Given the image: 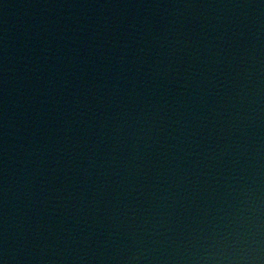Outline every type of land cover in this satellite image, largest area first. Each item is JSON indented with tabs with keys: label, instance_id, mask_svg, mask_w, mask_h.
<instances>
[{
	"label": "water",
	"instance_id": "95a60500",
	"mask_svg": "<svg viewBox=\"0 0 264 264\" xmlns=\"http://www.w3.org/2000/svg\"><path fill=\"white\" fill-rule=\"evenodd\" d=\"M0 264H264V0H0Z\"/></svg>",
	"mask_w": 264,
	"mask_h": 264
}]
</instances>
